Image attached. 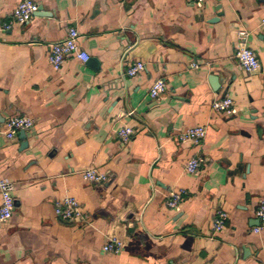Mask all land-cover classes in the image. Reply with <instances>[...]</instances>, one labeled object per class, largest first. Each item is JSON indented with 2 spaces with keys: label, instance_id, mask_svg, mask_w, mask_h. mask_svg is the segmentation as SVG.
I'll return each mask as SVG.
<instances>
[{
  "label": "crops",
  "instance_id": "1",
  "mask_svg": "<svg viewBox=\"0 0 264 264\" xmlns=\"http://www.w3.org/2000/svg\"><path fill=\"white\" fill-rule=\"evenodd\" d=\"M20 1L0 0V179L14 185L0 264H264V231L252 230L264 199V0H33L31 20L4 30ZM72 26L94 63L69 57L55 71L49 45ZM239 31L259 61L253 75L234 57ZM137 61L144 71L125 76ZM159 79L166 90L152 100ZM225 96L231 116L211 108ZM14 116L34 125L7 139ZM195 126L203 141L180 142ZM86 167L106 181L85 182ZM172 191L186 192L177 210ZM65 195L84 219H56ZM218 211L227 219L214 233ZM112 239L122 249L104 253Z\"/></svg>",
  "mask_w": 264,
  "mask_h": 264
},
{
  "label": "built area",
  "instance_id": "2",
  "mask_svg": "<svg viewBox=\"0 0 264 264\" xmlns=\"http://www.w3.org/2000/svg\"><path fill=\"white\" fill-rule=\"evenodd\" d=\"M193 4L200 5L204 0H188ZM38 10V5L33 0H21L14 8L9 21L3 25L4 30H10L13 25L27 24ZM264 24V19H263ZM79 32L75 26L69 27L65 36L58 41L52 42L49 45L47 61L51 68L55 71L61 69L64 61L69 57H74L80 62H86L89 55L78 48L77 40ZM248 34L245 31L237 33V45L235 47L234 57L246 74L253 75L259 70V61L256 54L249 47ZM191 68H197L195 63L191 64ZM143 63L137 61L125 72V76L132 78L144 71ZM166 90V85L163 80H156L152 83L149 89V95L152 100L157 99ZM211 108L214 112L231 116L234 113L232 99L225 96L215 100ZM34 125V120L24 116H14L9 118L5 123L4 135L7 139H13L19 131H28ZM133 134V130L129 127H122L116 133L117 138L121 143L127 145ZM206 134V129L203 126L190 127L178 134V139L182 143H191L199 145ZM202 164V159L194 157L189 159L184 167L188 175H196ZM80 175L85 182L102 183L107 179V175L96 168L86 167ZM14 185L6 179H0V223L8 221L14 211ZM186 195L185 191H172L169 193L166 205L168 208L177 210L179 204ZM53 212L56 219L61 222H72L74 220L84 219L83 211L79 203L71 196L65 195L53 203ZM256 217L258 226L253 228L254 233L264 231V199L260 200L256 208ZM227 214L223 211H218L212 221V230L214 233H220L225 228ZM122 249L121 243L115 239L108 240L103 247L104 253L117 254Z\"/></svg>",
  "mask_w": 264,
  "mask_h": 264
},
{
  "label": "water",
  "instance_id": "3",
  "mask_svg": "<svg viewBox=\"0 0 264 264\" xmlns=\"http://www.w3.org/2000/svg\"><path fill=\"white\" fill-rule=\"evenodd\" d=\"M216 10H219V7H217ZM222 14H223L222 12H218L216 17L211 19L210 22H216L218 20V18H220L222 16ZM91 62L94 63V60L93 59H90V60L88 59L87 63L90 64ZM211 80L216 81L215 77H212ZM20 133L23 135L24 131H21Z\"/></svg>",
  "mask_w": 264,
  "mask_h": 264
}]
</instances>
